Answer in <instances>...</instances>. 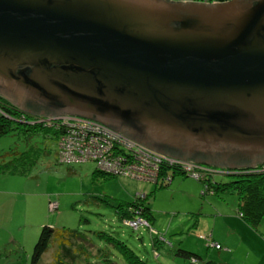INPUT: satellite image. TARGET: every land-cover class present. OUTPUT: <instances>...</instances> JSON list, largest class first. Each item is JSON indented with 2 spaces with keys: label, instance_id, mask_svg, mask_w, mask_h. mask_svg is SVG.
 Returning a JSON list of instances; mask_svg holds the SVG:
<instances>
[{
  "label": "water",
  "instance_id": "95a60500",
  "mask_svg": "<svg viewBox=\"0 0 264 264\" xmlns=\"http://www.w3.org/2000/svg\"><path fill=\"white\" fill-rule=\"evenodd\" d=\"M0 96L165 155L264 162V0H0Z\"/></svg>",
  "mask_w": 264,
  "mask_h": 264
},
{
  "label": "rangeland",
  "instance_id": "374dc122",
  "mask_svg": "<svg viewBox=\"0 0 264 264\" xmlns=\"http://www.w3.org/2000/svg\"><path fill=\"white\" fill-rule=\"evenodd\" d=\"M26 115L25 112L21 114L27 123L35 122L39 117L46 118ZM63 133L66 134L64 130L59 133L58 141ZM41 138L38 137L39 140ZM96 140L98 147L108 143L98 135ZM132 142V150L138 156L143 152L136 143L155 154L159 153L134 139ZM36 143L40 150L36 151L39 155L35 162L24 163V171H11L10 159L29 145L23 134L15 130L0 137V264H127L118 250L106 243L111 236L124 241L151 264L199 263V258L197 263H193L191 257L176 253L177 248L193 252L202 259L223 262L220 253L223 249L218 237L225 233L220 226V217L213 229L212 220L218 215L210 199L236 197V194L229 191L211 193L205 190L208 180L226 181L235 175L233 172L256 170L263 164L225 170L216 165L188 161L196 164L197 167L190 172L198 174L197 179L174 171L170 181L167 172L173 168L167 163L162 164V161L161 165L150 166V172L153 175L158 173V178L143 169V173H148L146 176L132 178L101 170L90 160L59 162L55 142L48 141L46 145L42 141ZM118 157L117 152L112 150L105 158L110 163H116L114 159ZM95 169L105 172L97 173ZM201 172L204 176L200 181ZM167 178L170 182L165 184ZM144 193L148 194L145 203L151 210L150 221L141 208H135L138 212L135 214L137 225L142 223V218L146 220V225L133 228L124 224L116 213V204L123 202L126 205L135 199L136 194ZM44 224L55 227L57 231L48 249L33 263V245ZM150 224L156 234H152ZM209 231L215 235L213 238L210 233L207 235L211 242L207 245L201 234ZM105 246L109 247L110 254L107 255L114 263H106L107 255L99 253L98 248Z\"/></svg>",
  "mask_w": 264,
  "mask_h": 264
},
{
  "label": "trees",
  "instance_id": "16d2710c",
  "mask_svg": "<svg viewBox=\"0 0 264 264\" xmlns=\"http://www.w3.org/2000/svg\"><path fill=\"white\" fill-rule=\"evenodd\" d=\"M22 112L25 111L21 110L20 108L9 101H6L5 98L0 96V137L8 134L10 131L15 130L23 134L24 139L27 142V146L29 145L26 150L17 152L16 155H14L12 159H10V163L12 164L11 171H24V163L32 164V162H35V160L38 158L39 154L36 153V151L40 149L36 146V142L42 141L46 145L48 141H53L57 145L59 133L62 131L61 128L54 125H47L44 122L35 121L32 123H27L22 119ZM25 113L27 114L26 116L30 118L35 117L33 114H30L28 112ZM38 137H42L41 140H39ZM95 171L102 174H104L103 172H105L99 171L97 169H95ZM174 171L176 173H182L183 175L192 176L191 173L185 172L183 169H176V167L173 168V171L169 170L170 174L172 172V175L175 174ZM233 174L235 175L231 179L226 181H216L215 179H209V183H207L205 190H208L211 193H219L221 191H229L235 193L238 200L236 214L242 217L249 225L256 227L264 214V170H239L233 172ZM106 175L109 174L106 173ZM172 175L170 181L172 180ZM203 176L204 173L201 172L200 178H198V180L201 181ZM170 181L166 180L164 183L167 184ZM162 184L163 183H160V185ZM136 195L137 196L135 197V199H133L131 202L126 203V205H124L123 202L116 204V213L122 221L124 217H129L128 219H126L127 222L130 219L136 220L135 214H138V212L135 211V208H141V211L143 212L145 217L150 221V218L152 216L151 210L145 203V200L148 198V194L144 193L143 195ZM123 223L126 224L124 221ZM140 225L146 224L142 223ZM148 226L152 234H156V230L152 227V225L150 224ZM56 231L57 230L55 227L46 224L40 227L38 238L33 245L31 253V260L33 263L37 262L42 253L48 249L52 236L54 233H56ZM209 233L212 235V232L209 231L206 234L202 233L201 237H203L207 241L206 236ZM155 239L156 238H154V242L156 241ZM63 240L66 241L65 238ZM106 243L117 249L127 264H151L146 259L142 258L138 253H136L124 241H121L118 238H114L111 236ZM207 245H210L208 241ZM98 249L101 255L110 254V249L108 246ZM176 253L185 257H191L193 263H197V259L199 258L200 261L198 264H225L223 262H216L213 259L209 258L202 259L199 255L182 248H177ZM106 263H114L111 257L108 255L106 257Z\"/></svg>",
  "mask_w": 264,
  "mask_h": 264
},
{
  "label": "built area",
  "instance_id": "2783aa9c",
  "mask_svg": "<svg viewBox=\"0 0 264 264\" xmlns=\"http://www.w3.org/2000/svg\"><path fill=\"white\" fill-rule=\"evenodd\" d=\"M186 1V0H182ZM196 1V0H190ZM38 117V116H35ZM35 121H44L47 125H54L66 134L61 136L57 141V154L59 155V162L73 163L83 161H93L95 166L97 165L101 170L112 172L114 174L138 177L146 176L141 169L148 171L150 175L154 176L151 171V163L159 165L158 163H167L172 168L178 164V166L185 172H190L191 169L197 167L196 164L188 161H180L172 156L165 155L163 153H153L151 150L136 143V146L141 149L145 156H150L151 161L144 162L139 160L136 151L132 150L133 140L124 136L120 131L100 122L99 120L82 117L73 114H60L54 116H46V118L39 117ZM96 135L108 142L106 146L98 147V141ZM84 137L86 140H84ZM116 137V139H115ZM131 145V148H130ZM115 150L118 154V158L114 159L115 162H108L106 155L108 152ZM139 150V149H137ZM142 163L144 165H142ZM207 168V167H205ZM257 169L264 170V162ZM166 180H169L167 178ZM56 206V205H55ZM137 220V219H136ZM130 219L128 222L126 218L123 221L133 227L137 226V221ZM142 223L146 224V220L142 218ZM207 241H209L206 236ZM211 244V242H209Z\"/></svg>",
  "mask_w": 264,
  "mask_h": 264
},
{
  "label": "crops",
  "instance_id": "0c3cea01",
  "mask_svg": "<svg viewBox=\"0 0 264 264\" xmlns=\"http://www.w3.org/2000/svg\"><path fill=\"white\" fill-rule=\"evenodd\" d=\"M213 199V200H212ZM210 202L217 211L213 218V229L217 218L226 236H219L223 251L221 260L225 264H264V214L256 227L249 225L236 214L238 200L236 197L224 196L222 199L211 198ZM215 231V230H214ZM212 232V231H211ZM212 233V237H214ZM217 241V240H216Z\"/></svg>",
  "mask_w": 264,
  "mask_h": 264
},
{
  "label": "bare ground",
  "instance_id": "6f19581e",
  "mask_svg": "<svg viewBox=\"0 0 264 264\" xmlns=\"http://www.w3.org/2000/svg\"><path fill=\"white\" fill-rule=\"evenodd\" d=\"M197 1V0H196ZM198 1H212V0H198ZM214 1H217V0H214ZM220 1V0H219ZM116 139V138H115ZM130 139H131V137H130ZM84 140H86L85 139V137H84ZM132 140H133V138H132ZM135 140V139H134ZM137 141V140H136ZM139 142V141H138ZM141 143V142H140ZM143 144V143H142ZM143 145H145V144H143ZM131 146V145H130ZM146 146V145H145ZM146 147H148V146H146ZM131 148V147H130ZM148 148H150V147H148ZM152 149V148H151ZM154 150V149H153ZM141 151V150H140ZM156 151V150H155ZM157 152H159V151H157ZM139 156H142L143 158H141V157H138V159L139 160H143V161H145V160H147V159H149V161H151L152 159H151V157L150 156H145V154L144 153H142L141 155H139ZM173 158H175V159H177V160H180V161H191V160H186V159H181V158H176V157H173ZM192 162H194V161H192ZM195 163H198V162H195ZM152 164V163H151ZM207 165H209V164H207ZM155 167V166H154ZM174 167H178V169L180 170L181 168L178 166V164L177 165H175ZM173 167V168H174ZM157 168V167H156ZM158 169V168H157ZM177 169V168H176ZM224 169L225 170H227V168H225L224 167ZM231 169V168H230ZM229 169V170H230ZM169 170H171V171H173V169H168V172H167V174H168V176H170V179H171V174H170V172H169ZM157 172H159V171H157ZM224 172H227V171H224ZM172 173V172H171ZM189 173H191V172H189ZM148 173L146 172V175H147ZM154 175H156L157 176V178L159 177L158 176V173H154ZM191 175L193 176V177H197L198 176V174L197 175H193L192 173H191ZM125 176V175H124ZM129 177H131V176H129ZM132 178H135V177H132ZM157 182H158V180H157ZM142 224V223H141ZM140 224H138L135 228H137L138 226H139ZM209 242V241H208ZM210 244V243H209Z\"/></svg>",
  "mask_w": 264,
  "mask_h": 264
}]
</instances>
